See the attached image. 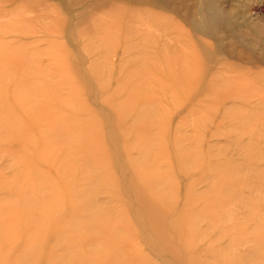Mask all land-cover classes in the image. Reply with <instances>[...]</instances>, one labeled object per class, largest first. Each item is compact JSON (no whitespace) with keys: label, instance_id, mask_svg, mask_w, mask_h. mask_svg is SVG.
<instances>
[{"label":"bare ground","instance_id":"obj_1","mask_svg":"<svg viewBox=\"0 0 264 264\" xmlns=\"http://www.w3.org/2000/svg\"><path fill=\"white\" fill-rule=\"evenodd\" d=\"M8 1L11 0H0V4ZM20 1L18 8L0 10V19H7L6 24L0 23V34H23L21 25L30 28L31 22L21 18L22 11L29 15L33 7L45 9L39 0ZM81 6L77 15L71 12V8ZM143 6L166 9L164 4L152 0H134L133 8L125 0H66V17H61V8L55 6L54 16H49L51 23L42 25L46 31L51 28L55 35L47 42L48 49L36 47L31 53L32 43H22L16 38L0 39V119L9 128L7 134L17 127L25 128L23 119L13 110L14 105L24 112L25 120L41 137L36 155L54 161L60 155L66 163L62 173L68 186L66 192L71 193L68 197L71 204L81 202L83 191L93 192L98 185L121 204L124 201L128 204L127 208H121L122 215L115 212L123 217L122 231L127 232L118 247L109 248L101 243L103 236L96 226L114 237L118 227L112 225L117 218L112 211L99 206L94 197L67 222L71 230L64 231L62 237L70 242L68 255L75 254L80 242L93 245L84 264H111L125 249L127 264H216L218 258L224 264H235V257L227 255L233 253L239 242L237 237L246 232L253 251L261 253L251 256L252 252L249 261L264 264V214L260 212L264 201L256 188L264 180V166H260L264 162V70L261 72L263 68L250 63L233 70L231 78L220 66L213 73L214 47L201 37L202 31L196 27L192 31L196 35L192 34L194 38L189 40L184 29L173 24L172 28L180 31L179 42L185 39L187 43L171 48L162 40L159 46L152 27L157 19H166L165 23L168 19L145 12L140 8ZM41 17L39 20L43 21ZM206 17L202 30L211 29L213 19ZM66 24V33L59 32ZM167 24L172 25L170 21ZM247 32L255 37V32ZM63 42L80 44L84 52L90 53L88 62L72 63L75 56ZM113 46L122 48L121 62L117 65L107 63ZM48 50L56 63L45 66L32 63ZM96 51L103 54L92 55ZM30 89H34V98L26 106L18 94ZM9 93L11 103L6 102ZM87 94L93 95L91 101L86 99ZM225 100H255L256 105L235 103L225 107L223 115L217 121L214 116L213 121L212 113ZM62 107L65 111L60 110ZM77 113H88L89 117H77ZM225 122L231 129L225 127ZM22 128L20 133L10 136H16L26 148L36 140L33 132L28 128L22 132ZM257 130L254 141L252 133ZM243 134L249 137L242 145ZM27 171L34 178L30 187L22 190L20 201L33 208L37 202L35 193L44 189L46 181L49 184L53 181H48L50 178L43 173ZM77 172L83 174L81 182L85 185L72 192ZM177 175L186 180L183 194ZM246 177L250 188L246 201L241 202V210L248 222H241L238 229L222 226L216 237L209 235L211 240L203 252L211 257L206 260V256L196 252L197 247L206 234L230 218L231 206L248 185ZM37 178H41L39 182ZM202 182L206 185L199 190ZM53 185L45 198L39 199L42 209L39 218L32 214V209L10 211L13 219L6 224L7 228L14 226V217L19 216L29 226L28 239L33 241L35 228L49 216V208L62 206L60 189L55 181ZM180 201L183 204L177 208ZM207 221L208 228L200 231L199 223ZM229 230L230 240L220 245ZM139 242L146 252L138 247ZM26 257L22 255L20 262Z\"/></svg>","mask_w":264,"mask_h":264},{"label":"rangeland","instance_id":"obj_2","mask_svg":"<svg viewBox=\"0 0 264 264\" xmlns=\"http://www.w3.org/2000/svg\"><path fill=\"white\" fill-rule=\"evenodd\" d=\"M43 4L45 9H37L36 7L31 8V13L29 15H26L24 10L20 14L21 18L29 19L30 28H26V26L21 25L22 31L24 33H19L17 36L14 35H2L0 34V39L4 41H10L14 38H16L19 42L22 43H32V47H30L29 52H33L36 47L39 49H48L49 45L47 42L55 37V35L52 34L51 28L46 31L43 29L42 25H49L51 23V18L49 16L53 15V11L55 6L58 8H61V17H66V11L64 9L66 8V0H39V2ZM155 2H159L160 4H164L166 6L165 10H158L156 8L150 7V6H143L140 7L142 10H145V12L152 13L153 16H158L162 18H167L172 23V25H168L165 23L166 19H157V21L154 22L155 25H153L152 33L154 35V38L158 40V45L160 46L162 44V40L166 41V45L169 47H176V46H182L183 44L187 43L185 39H181L182 42H179L180 39L177 36L178 33H180L178 28H172L173 24L177 27L183 28L185 32L184 35L191 40L195 33L193 31V27L197 28L196 30H201V37H203L204 40L212 44L214 47L215 52V60L211 63V68L214 71L213 73L217 72V69H219V66L222 67V71L225 73V75L229 78L232 77V72L236 68H244L242 66H245L247 64H253L256 63L259 65L261 72L264 70V0H152ZM9 2V1H8ZM20 0H11L9 3L0 4V10L2 11H11L14 8H18L20 5ZM87 4V3H86ZM125 4L129 6L130 8H133L134 0H125ZM211 6V9L209 8ZM63 7V10H62ZM22 8V7H20ZM53 8V9H52ZM82 8H71V12L73 11L74 15H77V10H80ZM36 12V13H32ZM57 11V10H56ZM58 17L60 16L59 10L57 11ZM47 15L46 17L48 19H45L43 15ZM52 14V15H51ZM147 15V13H146ZM39 16H42L41 18L44 19L43 21L39 20ZM54 16V15H53ZM210 16L211 19H213L211 29L209 30H202L203 29V19L204 17ZM68 17L72 18V15H68ZM206 17V18H207ZM78 18H75L77 20ZM148 19V18H146ZM146 19L144 20L146 22ZM2 20V21H1ZM7 19H0V23L6 24ZM33 20V22H32ZM40 21V23L38 22ZM162 20V21H161ZM158 24V25H157ZM46 27V26H45ZM48 28V27H47ZM202 28V29H201ZM251 32H255L254 35H249L247 31L249 30ZM68 30L67 24L63 27H60L59 32H65ZM57 31V30H56ZM190 34H189V33ZM257 32H260L258 34ZM182 33V32H181ZM189 34V35H186ZM196 35V34H195ZM63 46L67 47L69 52L72 54V56H75V58L72 59V63L74 64H83V62H88V59L90 58L89 54L87 52H84L82 50V47L80 44H67L66 42H63ZM189 43V42H188ZM192 43V42H191ZM197 46V45H196ZM113 52L110 53V59L107 63L117 65L121 61L119 59V56L122 53V48L120 46H113ZM45 56L42 55V57H38L36 60H34L33 64H41L43 66L47 64H54L56 61L52 60L50 57L49 50L45 53ZM103 54L100 51H96L92 53L94 56H98ZM217 54V55H216ZM218 60L220 62H218ZM223 60V61H222ZM226 61V62H224ZM228 62V63H227ZM230 62V64H229ZM216 63V64H215ZM219 63L221 65H219ZM224 63V64H222ZM227 63V64H226ZM236 63V64H235ZM239 63V64H238ZM226 64V65H225ZM234 64V65H233ZM218 65V66H217ZM239 65V66H237ZM229 66V67H228ZM216 68V69H215ZM259 69V70H260ZM259 70H254L258 72ZM255 76H258L256 73ZM116 78V73H113V80ZM13 80L16 79V77L12 78ZM259 82V81H258ZM114 86V81L111 83V86ZM110 86V87H111ZM34 92V89L28 90L26 93L21 92L19 93V97L22 98L24 103H26V106H28L31 103L32 93ZM6 102H12V94L9 93V95H6ZM93 98V95H86V99L88 101H91ZM243 102L248 103L247 106L250 104L256 105L255 100H246V101H238V100H225L223 103V106H219L218 110L213 114V121L214 116L217 121V119L223 115L224 108L229 107L235 103L237 104H243ZM222 105V104H221ZM13 106V110H15L17 113H15L21 120L23 119V127L22 132L24 129L28 128L31 132H33V136L35 137V142L33 144H29L25 146L26 148L22 147L24 143L21 141H18L16 136H10L14 135L16 132H21V129L19 127L15 128L13 132H11L9 135L7 132L9 131V128L6 127L5 122H3L0 119V225L3 226V231L0 232V264H84L87 263V260L89 259V254L93 250V245L88 242H80L77 245V249L74 255H68V247H70V242L68 239H65L62 237V234L64 231H70V227L66 226L67 222L71 219V217L76 214L77 212H80L82 207L84 208L87 204H89L90 198H95L96 203H98L99 206H101L104 210L112 211L113 214H115L117 221H113V225L115 227H118L117 233L114 235L110 233H104L105 231L101 230V227L96 226L95 229L97 231H100V235L103 236L102 238V244L106 243V245L109 246V248L118 247L120 243L125 239L127 236V232L125 233L122 228V219L120 215L122 210L121 208H127V205L124 202L122 204L119 200L115 199L112 193L107 191L106 188L103 186H97V188L92 192L91 190H85L84 196L82 197V201L75 203L74 205L69 202V195L71 194L70 191H68V186L65 185V180L63 176L65 174L62 173V169L65 167L66 163L62 162V157L60 158V155H57V159L54 161L50 157V159L39 157L36 154H39V150L41 148V137H39V133L36 132V130H33L30 122L28 120H25L24 112L17 108V106ZM221 107V108H220ZM60 110H64L62 107ZM1 113V108H0ZM77 117L81 118H88V113H77ZM177 117L174 118L173 125ZM4 123V124H3ZM225 127L231 129V125L229 123L225 122ZM258 129L260 128V124L257 125ZM5 128V129H4ZM19 132V133H20ZM209 132V131H208ZM207 132V133H208ZM210 133V132H209ZM209 133L207 136V139L209 137ZM257 132L252 133L254 135V138L257 136ZM16 135V134H15ZM11 137L13 139H11ZM249 135H242L240 138V144L246 143L248 140ZM4 138V139H3ZM9 138V139H8ZM130 140L131 137H128ZM255 141V140H254ZM260 142H262L260 140ZM205 148V146H204ZM264 151V150H263ZM46 159V160H45ZM48 160V161H47ZM47 163V164H46ZM261 167L264 166V162L260 164ZM32 170L33 172L43 173L47 175L50 180L53 181V183L49 184V182L46 181L44 184V189L39 190V193H35L36 197V207L29 208L28 204L25 205L24 202H21L20 196H22V190L26 189L27 187H30V184L32 183V173L30 174L27 170ZM83 174L81 172H77L75 176V182L72 186L71 191H80V186L82 187L85 185L83 184ZM177 180L179 182L180 186V192L183 194V186L186 184V180L183 175H177ZM41 179V178H40ZM37 178L36 181L39 182L40 180ZM248 180V185L245 189L241 191V197L237 199L233 205L230 208V218L227 221H224L219 225L218 228L213 230L212 232H209L206 234L202 239L201 243H199L196 252L201 253L203 256H206V260L210 259V255H206V253L203 252L206 245H209V242L211 240L209 235L213 234V237H216L220 233V229L222 226H225L223 228H237L240 225L241 222L245 221L248 222L246 219L245 212L241 210V202L246 201L248 192H249V179L246 177V181ZM263 180V179H262ZM55 181V185L60 189V198L62 201V206L59 209L49 208L46 209L49 211V216L44 221H41L35 228L36 235L35 238H33V241H29L28 235H27V226L23 219L19 216L14 217V226L8 227L6 224L10 221L11 213L10 211L16 212H23L27 209L30 210L34 216L40 217V212L42 209L40 208V198H45L46 194L49 192L50 189L53 188V184ZM206 184L200 183L198 186V189L201 190L204 188ZM24 186V187H23ZM256 188H259V193H261V201H264V180L261 182V184L258 186L256 185ZM259 195V194H258ZM183 202L180 201L177 203L176 207L180 208L182 206ZM45 210V211H46ZM120 214L118 215L115 213L117 212ZM261 214H264V207L260 208ZM10 213V214H9ZM82 215L87 216L88 214L82 213ZM233 216L234 219L233 220ZM13 219V218H12ZM233 220V221H232ZM251 223L252 218L250 219ZM43 223V224H42ZM227 225V227H226ZM199 229H205L208 228V221L199 223ZM234 226V227H233ZM241 226V225H240ZM240 230V229H239ZM96 231V232H97ZM138 232V231H137ZM232 231L229 230L228 235H226L224 240L220 241V245H224L228 243V241L231 238ZM140 236H138L139 238ZM59 238V239H58ZM119 239V240H118ZM237 240L239 241L234 246L233 253H229L227 255V258H231L232 255L235 257V264H252L249 261V254H251L253 251L252 244L248 243L247 241L250 240V236H247V232L242 234L241 236L237 237ZM112 243V244H111ZM215 244L218 245V242H215ZM214 244V245H215ZM139 242V248L146 252L144 250V245ZM126 250V249H125ZM120 257L116 258L111 264H127L125 260V254L128 252L127 250ZM261 253L259 251H255L252 255L254 256H261ZM22 255H27V257L23 260V262H20V257ZM76 255L78 257L76 258ZM231 255V256H230ZM124 257V258H123ZM209 257V258H208ZM151 258L154 261L156 260V256H152ZM204 261L205 258L203 257ZM216 264H224V262L218 258Z\"/></svg>","mask_w":264,"mask_h":264}]
</instances>
